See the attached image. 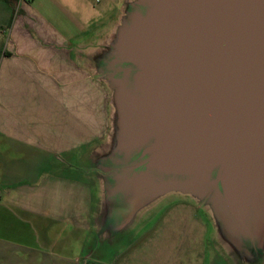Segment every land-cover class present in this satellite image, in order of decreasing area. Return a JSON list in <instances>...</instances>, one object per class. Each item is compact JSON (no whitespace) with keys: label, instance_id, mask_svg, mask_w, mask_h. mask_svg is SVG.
<instances>
[{"label":"crops","instance_id":"1","mask_svg":"<svg viewBox=\"0 0 264 264\" xmlns=\"http://www.w3.org/2000/svg\"><path fill=\"white\" fill-rule=\"evenodd\" d=\"M125 2L0 0V264H256L181 194L162 211L176 206L185 220L149 219L169 194L129 219L104 203L96 155L112 99L92 60ZM174 225L185 236L168 233Z\"/></svg>","mask_w":264,"mask_h":264},{"label":"water","instance_id":"2","mask_svg":"<svg viewBox=\"0 0 264 264\" xmlns=\"http://www.w3.org/2000/svg\"><path fill=\"white\" fill-rule=\"evenodd\" d=\"M124 12L111 68L92 65L114 106L96 155L104 203L129 219L167 194L197 198L220 237L259 264L264 0L127 1Z\"/></svg>","mask_w":264,"mask_h":264},{"label":"rangeland","instance_id":"3","mask_svg":"<svg viewBox=\"0 0 264 264\" xmlns=\"http://www.w3.org/2000/svg\"><path fill=\"white\" fill-rule=\"evenodd\" d=\"M127 1L136 3L139 0H127ZM124 11H125V9H124ZM123 17H125L124 20H123L124 21V24H125L127 22V20L130 18V14L127 13V12H124L123 13ZM109 45L112 46V44L108 41L107 42V45L105 46L106 48L105 47L103 48L105 51L103 50L104 52L101 54L102 55V58L101 59L105 60V62L103 63V61H100L99 63H96V64L92 62V65L93 64H95L96 66L98 65L99 67H97V68L101 69L104 72H106L105 65L108 68H111L110 67V63H111V60H113V55H112V52H110L111 50H109L110 49ZM111 48L113 49L114 47L112 46ZM106 56H108V57L105 58ZM94 74L96 75V73H94ZM100 80L103 83H105L107 85V87L109 88V85H108L109 83H107L106 81L102 80L101 78H100ZM110 93H111V99H112V91L111 90H110ZM111 106H112V110L111 111H112V116H113V114H114V106H113V104ZM112 120H113V118H112ZM112 123H113V121H111V127H110V129L111 128L113 129ZM109 134H111V135L114 134V131L112 130V133H111V130H110ZM94 181H96V180H94ZM182 196H184V198H185V199H183L184 202H189V201L190 202H194V203H198L199 202L197 200V198L194 199V198H192V197H190L188 195H182ZM181 198L182 197L179 196L178 194H176V193L175 194H172L171 193V194H169L168 197H165L164 199H161V200L159 199V202L160 203L157 205L156 211L154 212V214L151 217H149V219L150 218H153V219H159V218H161L164 213L168 212L167 210L162 211L163 208H164V206L165 205L168 206L167 209L171 208L172 205L178 206L177 205V202H180ZM176 206L173 207L175 209L171 210L170 213H166V214H168V216L166 218L169 219V220H179V219L185 220V219H187L188 218L187 214L184 211L179 210V208L176 207ZM204 208L205 209H208L205 206H204ZM121 214H122V212H119L118 213V215H117V219L118 220L122 218ZM144 219H145L144 216H139V220H144ZM168 233L174 234V235L185 236V233L183 231H181V230L179 231L178 228H177V226H175V225L174 226H171V228H168Z\"/></svg>","mask_w":264,"mask_h":264}]
</instances>
